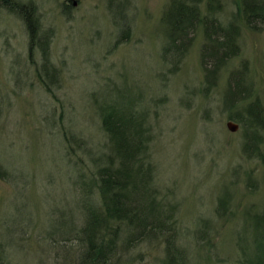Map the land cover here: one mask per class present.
Here are the masks:
<instances>
[{
    "label": "rangeland",
    "instance_id": "obj_1",
    "mask_svg": "<svg viewBox=\"0 0 264 264\" xmlns=\"http://www.w3.org/2000/svg\"><path fill=\"white\" fill-rule=\"evenodd\" d=\"M12 1L24 5L20 13L0 1V264H76L86 212L103 213L95 173L112 147L101 123L108 101L142 112L134 124L152 163L143 197L167 212L164 230L184 250L176 260L241 264L252 216L264 211V122L245 153L229 114L242 117L254 100L264 114V22L251 29L237 0H220L221 22L237 15L238 47L206 86L200 24L178 59L165 55L170 0ZM27 11L53 75L41 70L38 39L29 43ZM236 78L248 92L227 108L223 91ZM102 226L96 234L115 239L108 264H164L163 231L138 236L116 219Z\"/></svg>",
    "mask_w": 264,
    "mask_h": 264
},
{
    "label": "trees",
    "instance_id": "obj_2",
    "mask_svg": "<svg viewBox=\"0 0 264 264\" xmlns=\"http://www.w3.org/2000/svg\"><path fill=\"white\" fill-rule=\"evenodd\" d=\"M0 1L20 13L24 5L12 0L11 3L8 0ZM202 1L204 6L201 7ZM219 7L220 0H170L162 14L166 24L163 47L168 53L165 54L168 58L178 59L190 41V34L194 32L197 25H201L202 46L199 57L206 86L213 81L217 69L237 51L238 47L236 43L239 31L237 15H233L223 23L217 16ZM236 10L240 18L251 29L259 28L264 22V0H237ZM29 12H25L22 17L29 31V43L35 38L38 39L34 43H38L45 54L40 64L41 70L48 75H53L51 69L48 70L49 63L45 53L47 40L40 41V36L34 32L35 25L30 22ZM124 30L126 33L127 27ZM36 71L39 79L44 82L39 68ZM241 83L242 80L238 78L233 81V85L228 82L226 90L223 91V106L230 108L236 96L238 99L239 96H246L248 88ZM105 107L111 112L101 118V123L112 142V147L111 152L104 155L97 165L95 173L103 213L99 215L96 211L86 212L81 238L84 250L79 254L76 264H108L109 256L106 252L109 251L110 255L114 253L111 252V250L114 251L113 231L109 238L112 241L96 234L101 228L104 229L102 225L108 219L122 221L128 229H137L138 236L163 231L162 238L168 255L164 264H176L178 261L175 258L176 255L184 254V250L182 246L176 244L174 233L164 230L170 227L169 223H165L167 212L158 202L154 205L152 200L146 201L143 197L150 192L144 178L150 177L152 163L146 151L148 137L144 129L134 124L136 118L142 123L140 118L142 112L134 109L132 105H117L110 101L105 104ZM243 107H245V112L242 117L239 115L240 111L237 110L229 115L238 120L243 127L245 137L242 150L248 153L260 142V139L256 138V130L263 127L264 114L257 100ZM223 203V198L218 197L215 208L223 211ZM252 224L254 232L250 242L251 252H245L241 264H264V211L253 214ZM178 262V264H187L184 259Z\"/></svg>",
    "mask_w": 264,
    "mask_h": 264
},
{
    "label": "water",
    "instance_id": "obj_3",
    "mask_svg": "<svg viewBox=\"0 0 264 264\" xmlns=\"http://www.w3.org/2000/svg\"><path fill=\"white\" fill-rule=\"evenodd\" d=\"M226 126L230 129V130H234L237 126L236 123L232 122L231 120H227L226 121Z\"/></svg>",
    "mask_w": 264,
    "mask_h": 264
},
{
    "label": "flooded vegetation",
    "instance_id": "obj_4",
    "mask_svg": "<svg viewBox=\"0 0 264 264\" xmlns=\"http://www.w3.org/2000/svg\"><path fill=\"white\" fill-rule=\"evenodd\" d=\"M70 1H71V3H72V2H73V3L75 2V0H70Z\"/></svg>",
    "mask_w": 264,
    "mask_h": 264
}]
</instances>
